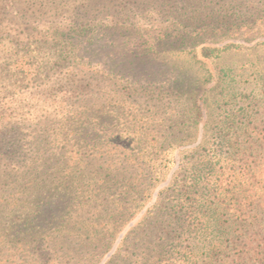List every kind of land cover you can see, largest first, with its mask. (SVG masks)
<instances>
[{"label": "rangeland", "instance_id": "obj_1", "mask_svg": "<svg viewBox=\"0 0 264 264\" xmlns=\"http://www.w3.org/2000/svg\"><path fill=\"white\" fill-rule=\"evenodd\" d=\"M124 1L0 0V264L66 222L116 227L94 264L208 259L214 175L228 143L243 142L234 129L264 121V0L220 2L223 32L203 41L227 47L211 57L199 44L147 52L168 20ZM49 156L76 162L71 185L25 189V171ZM106 207L117 213H94Z\"/></svg>", "mask_w": 264, "mask_h": 264}, {"label": "trees", "instance_id": "obj_2", "mask_svg": "<svg viewBox=\"0 0 264 264\" xmlns=\"http://www.w3.org/2000/svg\"><path fill=\"white\" fill-rule=\"evenodd\" d=\"M221 1L140 0L145 12L149 14L158 7L155 11L162 13V16L165 14L168 20L167 27L158 32L156 39L146 41V51L157 53L160 50L172 51L190 46L191 53H195L199 44L201 56L219 54L226 45L213 47L203 40L205 36L216 35L222 31L224 15L219 17L220 12L217 11L222 6ZM247 124V121H242L234 129H239L237 138L243 142L237 145L228 143L229 156L224 159L227 165L221 166L220 171L215 173L213 189L207 195L208 208L215 220L217 235L215 244L206 254L208 259L205 264H264V253L259 255L262 251L255 250H264V234L261 237L258 235L260 227L264 226V121ZM69 162L56 156L46 157L25 171L28 174L26 179L30 181L25 183L24 188L29 186L41 195L59 188V182H64L61 187L68 188L76 177L74 171H77L76 162L72 166H69ZM18 167L20 166L14 162L6 165L10 172L19 170ZM108 169L109 164L102 171ZM50 173L53 175L48 179ZM60 173L65 175L58 176ZM6 174L11 176V173ZM80 175L81 172L78 177ZM98 175L105 174L100 172ZM43 176L45 177L42 178ZM97 179L102 183L107 181L101 176ZM36 198H32L34 203L31 204V209H36L39 204ZM2 202L4 204H0V209H5V203H10L9 200ZM115 210L117 209L111 211L106 207L96 209L94 213L101 216L117 213ZM11 211L12 209L9 212ZM168 215L176 222L181 220L175 209ZM166 230L165 234H169L170 231ZM56 232L58 235L51 236L50 239L18 242L17 248L27 254L21 257L19 264H94L104 256L113 242V234L117 231L116 227H109L106 223L66 222L59 225ZM114 257L109 255L107 264H111Z\"/></svg>", "mask_w": 264, "mask_h": 264}]
</instances>
